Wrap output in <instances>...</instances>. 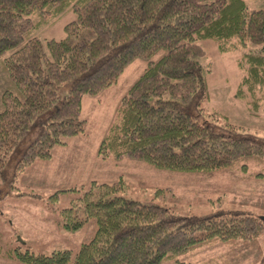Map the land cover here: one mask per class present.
Masks as SVG:
<instances>
[{
	"label": "trees",
	"instance_id": "obj_1",
	"mask_svg": "<svg viewBox=\"0 0 264 264\" xmlns=\"http://www.w3.org/2000/svg\"><path fill=\"white\" fill-rule=\"evenodd\" d=\"M68 11L74 18L62 39L43 43L35 35ZM204 40L221 53L261 45L242 53L235 92L257 116L264 105V10L244 0H0V61L9 83L0 94V189L11 194L36 161L83 134V97H99L137 60L146 67L120 101L100 159L189 174H248L250 163L264 164L263 136L202 106L210 73L200 65ZM125 189L119 177L50 196L81 194L59 212L63 232L95 222L76 252L15 247L0 257L19 264H181L178 257L196 248L252 243L264 234L259 217L225 209L220 198L209 200L215 212L181 215L169 206L172 188L156 189L147 201L122 196ZM256 264H264V252Z\"/></svg>",
	"mask_w": 264,
	"mask_h": 264
},
{
	"label": "rangeland",
	"instance_id": "obj_2",
	"mask_svg": "<svg viewBox=\"0 0 264 264\" xmlns=\"http://www.w3.org/2000/svg\"><path fill=\"white\" fill-rule=\"evenodd\" d=\"M244 1L250 8L264 10V0ZM73 18L72 12L68 11L40 28L35 35L43 43L49 39L60 40L64 37V25ZM199 44L206 52L200 65L210 69L206 77L208 96L202 106L222 120L264 137V105L258 115L253 116L245 102L235 97L243 76L238 61L243 52L256 53L261 45L249 44L244 51L221 53L215 41L204 40ZM145 67V62L137 60L127 67L117 84L99 97H83L81 118L85 122L84 133L67 140L65 146H55L50 160L36 161L19 177L11 194L7 195L4 189H0V256L15 247H21L22 251L28 248L38 254H50L56 250L76 252L93 236L95 222L90 220L79 233L64 232L61 235L56 224L60 220L59 212L71 207L81 194L62 196L58 201H53L50 196L59 189L88 187L91 180L110 183L122 177L127 184L122 196L137 201L150 200L156 189L172 188L174 198L169 201V206L181 215L215 212L218 207L210 204L209 200L220 198L225 209H238L254 217H264V176H253L258 173L264 175V164L250 163L248 174L237 170L189 174L157 170L128 160L115 163L97 156L101 140L118 120L121 99ZM8 86L0 61V94ZM40 164L41 181L38 175ZM29 183L32 186L26 185ZM78 214L83 216L82 210ZM262 252L264 234L252 243H214L196 248L179 256L178 261L181 264H256ZM1 259L0 264H10L8 260ZM11 264L19 263L11 261ZM162 264L177 263L167 261Z\"/></svg>",
	"mask_w": 264,
	"mask_h": 264
},
{
	"label": "crops",
	"instance_id": "obj_3",
	"mask_svg": "<svg viewBox=\"0 0 264 264\" xmlns=\"http://www.w3.org/2000/svg\"><path fill=\"white\" fill-rule=\"evenodd\" d=\"M39 166V170H38V175H39V179H40V181H41V164L40 165H38ZM92 181V180H91ZM90 181V182H91ZM95 181V180H94ZM34 183V182H33ZM98 183H107V182H99L98 181ZM26 185H31L32 186V184L31 183H29V184H26ZM57 224V228H58V232L61 234V235H64V232H63V230L60 228V226H59V224L58 223H56ZM77 233H79V232H77ZM1 258V257H0ZM3 260H6V259H4V258H2ZM1 259V260H2ZM7 262H10V264H11V261L10 260H8Z\"/></svg>",
	"mask_w": 264,
	"mask_h": 264
},
{
	"label": "water",
	"instance_id": "obj_4",
	"mask_svg": "<svg viewBox=\"0 0 264 264\" xmlns=\"http://www.w3.org/2000/svg\"><path fill=\"white\" fill-rule=\"evenodd\" d=\"M259 219L264 223V217H259Z\"/></svg>",
	"mask_w": 264,
	"mask_h": 264
}]
</instances>
